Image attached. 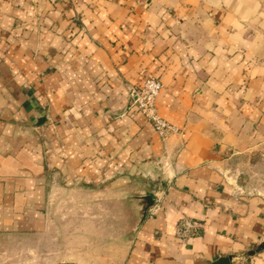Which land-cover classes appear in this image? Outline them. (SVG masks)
<instances>
[{
    "label": "crops",
    "instance_id": "1",
    "mask_svg": "<svg viewBox=\"0 0 264 264\" xmlns=\"http://www.w3.org/2000/svg\"><path fill=\"white\" fill-rule=\"evenodd\" d=\"M146 77L167 138L131 106ZM258 165L264 0H0V234L108 240L80 219L55 227L70 194L130 218L111 264H264V193L243 176Z\"/></svg>",
    "mask_w": 264,
    "mask_h": 264
},
{
    "label": "rangeland",
    "instance_id": "2",
    "mask_svg": "<svg viewBox=\"0 0 264 264\" xmlns=\"http://www.w3.org/2000/svg\"><path fill=\"white\" fill-rule=\"evenodd\" d=\"M258 166L253 174L251 173V177L243 176L248 179L247 188L254 192L264 193V167ZM106 209L109 210L110 215L102 216L101 211L107 212ZM74 210H83L84 213L81 217H72L71 213ZM119 211L117 204L100 205L99 200H79L73 195L66 194L55 203H51L50 215L55 227H59L61 222L70 223L72 220L80 219L84 226L87 223L92 225L94 229L102 228L105 231L104 236L109 239L103 242L100 238H95V240L87 242L90 244L88 248L76 249L69 245L57 243L54 239L53 225H51V232L46 233L41 238L0 234V264H57V261L70 258V256L73 257L75 254L82 255L83 258L85 257L97 264L101 262L111 264L113 261L117 263L121 257V251L116 247L117 243L114 240L117 232L122 231L124 227L127 230L131 225L130 218L127 216L123 219L118 215ZM57 212L58 214L62 213V218L57 215ZM85 220L89 221L86 222ZM106 230L109 232L107 233ZM89 235L87 239L90 238Z\"/></svg>",
    "mask_w": 264,
    "mask_h": 264
},
{
    "label": "built area",
    "instance_id": "3",
    "mask_svg": "<svg viewBox=\"0 0 264 264\" xmlns=\"http://www.w3.org/2000/svg\"><path fill=\"white\" fill-rule=\"evenodd\" d=\"M162 90V84L154 77H146L139 88L132 91L131 106L136 107L154 126L157 134L167 138L178 132V129L160 115L156 102Z\"/></svg>",
    "mask_w": 264,
    "mask_h": 264
},
{
    "label": "water",
    "instance_id": "4",
    "mask_svg": "<svg viewBox=\"0 0 264 264\" xmlns=\"http://www.w3.org/2000/svg\"><path fill=\"white\" fill-rule=\"evenodd\" d=\"M43 121L38 124V126L42 125ZM162 179V166L161 164L158 165V169L154 172L152 179H151V184L149 185L150 188V193L147 196L142 197L145 202H147V209L153 206L154 204V195L159 189L160 183ZM62 264H77V263H72V262H67V263H62ZM211 264H231V258L230 257H223L220 258L219 260L212 262Z\"/></svg>",
    "mask_w": 264,
    "mask_h": 264
}]
</instances>
